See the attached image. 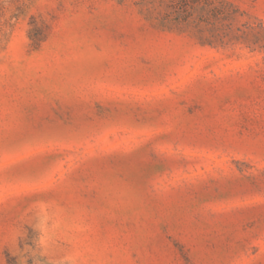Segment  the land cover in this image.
<instances>
[{
	"label": "rangeland",
	"instance_id": "obj_1",
	"mask_svg": "<svg viewBox=\"0 0 264 264\" xmlns=\"http://www.w3.org/2000/svg\"><path fill=\"white\" fill-rule=\"evenodd\" d=\"M37 200L84 264H264V0H0V240Z\"/></svg>",
	"mask_w": 264,
	"mask_h": 264
},
{
	"label": "clouds",
	"instance_id": "obj_2",
	"mask_svg": "<svg viewBox=\"0 0 264 264\" xmlns=\"http://www.w3.org/2000/svg\"><path fill=\"white\" fill-rule=\"evenodd\" d=\"M34 230L38 232L35 241L36 251L25 247L23 253L17 248L18 239L23 238V224H32ZM65 225V209L56 201L37 200L34 201L24 214L23 220L14 226L6 238L0 240V247L8 246L13 255L19 256L18 264H26L24 253L31 252L35 257L37 252L46 258V264H84L80 251L73 247L71 250L59 254L62 243V232ZM0 264H4V259L0 256Z\"/></svg>",
	"mask_w": 264,
	"mask_h": 264
}]
</instances>
